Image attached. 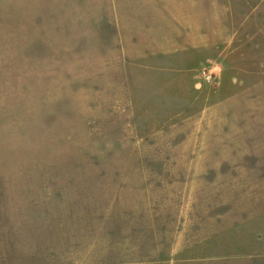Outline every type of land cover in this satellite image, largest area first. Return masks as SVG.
I'll use <instances>...</instances> for the list:
<instances>
[{
	"label": "rangeland",
	"instance_id": "1",
	"mask_svg": "<svg viewBox=\"0 0 264 264\" xmlns=\"http://www.w3.org/2000/svg\"><path fill=\"white\" fill-rule=\"evenodd\" d=\"M0 264H264V0H0Z\"/></svg>",
	"mask_w": 264,
	"mask_h": 264
}]
</instances>
